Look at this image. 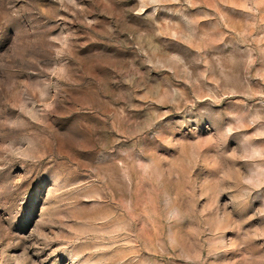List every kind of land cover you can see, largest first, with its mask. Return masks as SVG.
<instances>
[{
	"label": "rangeland",
	"instance_id": "obj_1",
	"mask_svg": "<svg viewBox=\"0 0 264 264\" xmlns=\"http://www.w3.org/2000/svg\"><path fill=\"white\" fill-rule=\"evenodd\" d=\"M0 264H264V0H0Z\"/></svg>",
	"mask_w": 264,
	"mask_h": 264
}]
</instances>
